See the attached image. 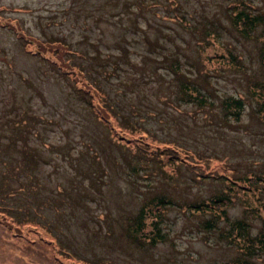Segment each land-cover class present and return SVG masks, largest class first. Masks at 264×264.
<instances>
[{
    "label": "rangeland",
    "instance_id": "rangeland-1",
    "mask_svg": "<svg viewBox=\"0 0 264 264\" xmlns=\"http://www.w3.org/2000/svg\"><path fill=\"white\" fill-rule=\"evenodd\" d=\"M228 2L0 0L5 5L0 15L17 18V24L42 40L53 36L69 44H57L54 55L47 51L50 59L68 56L82 64L84 73L100 82L119 112L137 119L158 138L195 149L205 160V165L193 164L190 157V164L180 165L167 179L155 158L149 166L132 170L136 157L144 152L110 142L103 123L52 61L22 51L18 34L0 26V117L15 116L22 108L38 115L28 142L38 153L33 171L39 181V210L44 213L39 218L61 245L88 264L97 260L103 264H221L238 254L220 232L228 227V220L219 217L216 226L205 228L200 221L210 213L195 214L180 206L185 201L207 200L224 189V182L213 172L235 176L264 168V124L254 112L256 101L249 93L251 81L264 77L258 58L262 39L235 31L225 12ZM252 3L256 10H264V0ZM175 14H184L198 28L215 27L218 39L203 45L200 30L182 25ZM225 47L238 54L243 68L219 63L226 55ZM176 62L206 93L211 101L207 106L180 96L178 81L183 77L171 67ZM229 94L245 95L239 119L222 114L221 99ZM4 129L2 141L10 134ZM18 145L23 147L20 141ZM148 146L153 147L151 142ZM93 149L98 151L97 158ZM16 153L20 155L19 151L12 155ZM168 157L164 155L163 162ZM18 177L24 179L23 174ZM12 181L18 183L15 178ZM159 191L179 202L168 206L162 217L168 236L155 244H137L126 237L122 226L145 198ZM256 199L251 193L234 196L226 206L227 216H242L246 203ZM55 205L60 209L56 211ZM261 220L251 221L253 233ZM15 232L0 223V264H74L36 242L35 233ZM253 256L252 264H264V250Z\"/></svg>",
    "mask_w": 264,
    "mask_h": 264
},
{
    "label": "trees",
    "instance_id": "trees-1",
    "mask_svg": "<svg viewBox=\"0 0 264 264\" xmlns=\"http://www.w3.org/2000/svg\"><path fill=\"white\" fill-rule=\"evenodd\" d=\"M228 1L225 12L230 25L235 31L246 38L256 37L262 39L258 49V58L260 65H263L264 71V10H256L252 0ZM4 7L5 5H0V8ZM13 7L17 10L25 8L23 6ZM174 18L184 26L200 30L201 35L198 37L203 45L208 43V41L210 42L209 39L211 38L218 39L216 36L219 33L215 30V27L203 24L202 27L198 28L196 23L189 21L184 14H175ZM16 21L17 18L15 17L5 15L4 13L0 15V26L11 28L18 34L19 45L22 51L52 61L55 66L54 68L66 78L72 91L80 96L82 100L85 99L83 101H85L89 109L91 108L96 120L103 123L106 129L105 134L110 142H118L119 146H125L132 152H144V155L136 157L131 165L132 170L137 172L139 166H149L150 162L155 158L162 163L160 171L165 173L164 176L167 179L177 173L180 165L190 164L192 162L191 158L195 160L192 162L193 164H195L194 162H201L205 165V160L204 162L201 161V155L195 149L178 146L171 141L158 138L149 130L144 129L145 127L143 128L137 119L119 112L115 103L107 98L106 92L100 86V82L95 81L84 73L86 69L82 64H77L68 56L55 61L47 56L50 54L54 55L58 49L57 44L69 46L68 43L53 36L42 40L29 33L25 27L17 24ZM39 40L40 42L37 43ZM38 44H44L46 49H40ZM225 51L226 55L222 57V60H219V63L238 68L244 67L240 63L238 54L228 47H225ZM70 52L79 53L72 50ZM122 55L127 58L124 51ZM94 67L96 70H99L97 66ZM171 67L179 77H183L178 81V91H180L182 98L202 106H207L211 102L207 101L209 99H207L206 93L192 82L189 77H186V73H182L177 68V62L173 63ZM103 71L108 73L115 72L104 68ZM249 93L253 95L252 97L256 101L254 112L257 114L258 120L264 124V77L263 79L251 81ZM244 107L245 95L229 94L221 99L222 114L225 118L232 117L239 119ZM5 114H7V111ZM35 117H38V115L32 114L26 108H22L15 116L0 117V132L6 130L4 128L10 131V134L4 139L6 141H2L3 139L0 138V152L4 155L0 156L2 165L0 166V223L5 224L7 229L14 234H16L15 229L27 231L26 234L30 235L35 233L38 239L35 240L36 242L44 244L51 253H55L57 250L58 255L65 257L70 263L88 264L87 259L78 257L74 252L67 249L66 246L61 245L57 235L47 225H44L39 218L44 213L39 210L40 206H42L41 201L38 199L40 198L38 196L39 181L33 171V168L39 162L38 153L37 148L28 142L29 132H34L33 121ZM127 133L133 134L136 137H124ZM110 134L114 139H111ZM140 140H143V142H139ZM18 141L23 146L22 148H19ZM150 142L153 146L152 149H149L148 146ZM14 151H19L20 155L19 153L12 155ZM92 151L93 156L97 158L98 151L94 149ZM166 154L170 157L166 158L165 162H163L164 155ZM19 173L23 174L24 179L18 177ZM215 174L214 172L212 173L217 180L224 182V189L217 190L207 200L185 201L180 203V206L195 214L210 213L209 217L200 221L201 226L205 228L216 226V219H219V217L228 220V227L220 232H224L223 234L227 241L237 247L238 254L231 261H224L221 264H252L255 257L253 254L263 253L264 250V168L258 172H243L242 175L235 176L224 171L220 174ZM13 178L18 180L16 185L12 181ZM248 193L257 196L256 203L247 202L243 215L230 219L227 216L226 206L229 205L234 196L244 197ZM177 202L164 192L159 191L151 194L143 200L137 208L136 213L131 217V220L122 226L124 234L137 244H155L157 241L165 240L168 235L162 229V217L165 209L170 205L177 204ZM54 209L57 211L60 208H58V205H55ZM256 217L262 219V224L253 233L250 230V223ZM89 264H103V261L97 260Z\"/></svg>",
    "mask_w": 264,
    "mask_h": 264
}]
</instances>
